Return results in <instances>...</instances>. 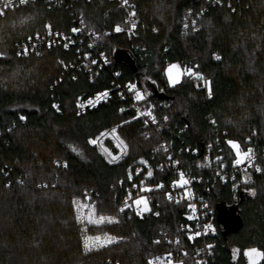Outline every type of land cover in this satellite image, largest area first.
<instances>
[{
  "label": "trees",
  "instance_id": "obj_1",
  "mask_svg": "<svg viewBox=\"0 0 264 264\" xmlns=\"http://www.w3.org/2000/svg\"><path fill=\"white\" fill-rule=\"evenodd\" d=\"M129 1L142 24L139 36L105 35L102 45L110 63L93 80L88 74L94 69L59 64V59L75 57L72 50L15 53L14 42L45 23L68 30L72 22L65 9L37 0L0 15V264H149L151 256L170 246L166 236L177 233L182 210L162 192L153 195L158 204L152 202L142 216L120 210V202L140 160L152 166L161 161L164 169L154 170L155 177L171 178L163 153L151 152L162 138L174 149L195 148L194 155L182 159L195 175L211 179L207 185L216 234L210 264H246V249L264 252V0ZM79 5L89 28L111 31L123 23L109 0ZM189 10L198 13L195 30L185 28ZM116 48L127 50L138 71L168 96L145 92L142 100L143 107L170 120L162 133L133 119L129 103L115 94L84 114L76 112V100L108 87L115 71L120 80H135L145 91L140 75L115 61ZM174 62L208 79L209 99L207 89L188 73L174 86L167 82L164 68ZM117 124V136L127 147L109 164L88 139ZM215 134L243 149L253 145L260 171L250 170L241 182L238 176L212 180L213 168L201 161ZM217 205L234 207L241 221L237 230L223 232ZM84 206L97 221L84 220ZM178 235L189 251L182 264H194L187 238ZM95 236L114 239L89 246L87 238ZM257 264H264V258Z\"/></svg>",
  "mask_w": 264,
  "mask_h": 264
},
{
  "label": "built area",
  "instance_id": "obj_2",
  "mask_svg": "<svg viewBox=\"0 0 264 264\" xmlns=\"http://www.w3.org/2000/svg\"><path fill=\"white\" fill-rule=\"evenodd\" d=\"M36 1L37 0H26V3L21 4L20 0H12L9 7L3 9V13L8 9L24 6ZM41 1L47 7L65 9L72 24L68 30L51 27V33H49L45 26L50 24L45 23L40 30L25 38L16 40L14 42V48L18 56H29L41 50L52 48H61L65 51L72 50L75 57L69 61L59 59V64L64 69L68 67H85L88 71L94 69V71L88 74V79L93 80L95 74L110 63V56L102 45V40L105 35L114 32L124 34L128 37L139 36L140 26H142V24H140L135 8L129 0H127L126 3L124 0H109L117 6L123 20L122 24H115L111 31L108 29L96 30L86 25L85 14L79 5V1L85 3L89 0ZM220 2L221 0H211V3L214 4ZM4 3L5 0H0V8H3ZM133 12L135 15H130V13ZM197 16L198 13L189 10L185 28L194 27L193 29L195 30L196 28L194 25L196 24ZM133 23L135 24L134 27ZM117 26L120 29L119 31L116 30ZM73 29H77L78 31L74 32ZM37 34L39 35L37 36ZM29 37H32V39H29ZM49 42H51V46H49ZM65 45H67V47H65ZM25 49H27V54H25ZM93 61H95V63H93ZM113 76L114 78H112L108 87L76 100L75 110L78 114H84L87 110L95 108L101 103H107L111 99V96L115 94L119 99L129 103L128 108L134 111L133 119L140 120L145 127H150L156 134L162 133L169 127L170 120L166 116L159 117L150 106H142V100L145 96L144 90L135 80H120L118 78L119 72L117 71L113 73ZM194 78L207 89L206 98L209 99L208 79L204 76L203 79L195 76ZM130 85H135V88H131ZM105 91L108 93L107 96L98 98L97 94L104 93ZM137 91L142 94L143 99H136ZM149 111L152 114L151 116L147 115ZM211 121H213V119H211ZM117 127L118 124L107 127L88 139V142L90 139H96L98 141L95 144H90L99 150L100 155L109 164L117 162L126 152V149L119 143L120 139L117 133H112V129H116ZM101 133L106 134L101 135ZM107 140L110 141L109 145L107 144ZM228 141H232L228 136L223 134V136L220 137L218 134H215L213 141H208L205 145L201 163L213 168L214 175L212 180L218 179L222 182H226L227 180H234L235 177L238 176L240 182L245 181L250 170L258 171L257 169L259 168L255 161L254 147L248 144V146L243 149L234 141L238 144L239 151L242 154L248 152L249 149L252 150L251 163L245 159L242 163L235 164L234 161L237 159L236 150L227 143ZM215 145L217 146V151H213V146ZM114 148L116 151H113ZM226 148L229 151L226 150ZM151 152L154 154L163 153L167 167L165 169L171 171V178L167 181H163L155 177L154 170L161 171L164 169L161 161L157 162L155 166H152L148 164L147 161L140 160L139 164L134 167L128 177L129 185L122 196L120 210H126L130 213L142 216L151 211L152 202L158 204L159 200H154L153 195L162 192L165 200L174 203L182 210V216L176 226L177 233H174L172 237L166 236L165 231L162 233L167 237V242L170 243V246H167L156 255L151 256L149 261H153V264H168L169 261L171 264L174 262H181L182 264L183 258L189 251L181 246L179 242V233L187 238L188 244L191 246L194 264H210L213 260L214 246L213 239L211 238L216 234L215 213L208 196L210 186L207 184L211 182V179L207 177L203 180L200 175H195L193 171L187 167L186 160L182 159L183 154L194 155L196 149L190 148L189 146H182L174 149L169 141L162 138L151 148ZM211 152H214L213 156ZM109 153L111 155H109ZM228 155H231V159H229ZM112 157H117V159L113 160ZM149 171L152 173L151 176L148 175ZM180 173L184 174V179L187 180L188 183H179ZM159 185H162V187H158ZM141 198L146 200L148 211H143V203L139 205L135 203V201ZM125 205H127V207H125ZM159 212V209L153 210L155 215H159ZM207 225H212V227L207 228ZM196 233H199V235H196ZM155 242H157V240H155Z\"/></svg>",
  "mask_w": 264,
  "mask_h": 264
},
{
  "label": "snow or ice",
  "instance_id": "obj_3",
  "mask_svg": "<svg viewBox=\"0 0 264 264\" xmlns=\"http://www.w3.org/2000/svg\"><path fill=\"white\" fill-rule=\"evenodd\" d=\"M124 2L126 3L127 0H124ZM11 3H12V0H5V3H4V5H3V8H0V15L3 14V9L9 7V5H10ZM20 3H21V4L26 3V0H20ZM130 15H133V16H134L135 13H134V12H133V13H130ZM134 26H135V24L133 23V27H134ZM45 27L48 29L49 33H51V25H46ZM116 30H117V31L120 30L118 26H117V29H116ZM73 31L75 32V31H78V30H77V29H73ZM38 35H39V34H37V36H38ZM29 39H32V37H29ZM49 46H51V42H49ZM65 47H67V45H65ZM25 54H27V49H25ZM219 58H220L219 56L216 57V59H219ZM93 63H95V61H93ZM176 67H177V65H170V67H169V71H168V75H169V83H170V85H173V86L179 82V80H180V75H181V73H177L175 76L172 75L171 70H172L173 68H176ZM185 71H186L189 75H192V76L198 77V78H200V79H203L202 74H200L199 72H195V71H193L192 69H186ZM130 87H131V88H135V85H130ZM107 94H108L107 91H105L104 93L97 94V96H98V98H102V97H104V96H107ZM209 95H211V89H210V87H209ZM136 99H137V100L143 99V96H142V94H141L139 91H137V93H136ZM53 107H54V108H57V110H59V109H58V106L53 105ZM147 115L151 116L152 114H151V112L149 111V112H147ZM21 119H24V117H21ZM165 119H167V118H165ZM153 121H154V117H153ZM146 123H147V121H146ZM112 133H113V134L116 133V129H115V128L112 129ZM105 134H106V133H101V135H105ZM97 142H98V141H97L96 139H90V140H89V143H92V144H95V143H97ZM119 143H120V145H121L123 148L126 149L127 145L124 144V141H123V140H120ZM227 143H229V144L232 146V148L236 150L237 159L234 161L235 164H240V163H242L245 159H247L248 162L251 163V156H252V150H251V149H249L248 152L242 154V153L239 151V146H238V144H237L236 142H234V141H228ZM74 150H75V149H74ZM109 155H111V154L109 153ZM112 159L115 160V159H117V157H112ZM64 166L67 167V164L65 163ZM257 170L260 171L259 168H258ZM148 175H149V176L152 175L151 171L148 172ZM179 183H181V184H186V183H188V181L184 179V174H183V173H180V181H179ZM158 187H162V185H159ZM135 203H136L137 205L143 203V204H144L143 211H148V210H149V209H148L147 202H146V200H144L143 198H141V199L135 201ZM125 207H127V205H125ZM190 207H191V206H190ZM138 214H139V213H138ZM101 219H104V218L101 217ZM108 219L111 220L112 218H108ZM206 227H207V228H211L212 225H207ZM196 235H199V233H196ZM190 238H191V237H190ZM95 239L99 240L100 238H99V237H96ZM112 239H114V238H112V237H108L107 240H106L105 242L110 243V242L112 241ZM158 242H159V241H157V243H158ZM86 248H87V245H86ZM234 251H235V250H234ZM245 255L248 257L249 264H257V262H258L260 259L264 258V252H262V251H260V250H258V249H255V248H252V249H248V250H246V251H245ZM169 256H170V254H169ZM157 259H159V258H157ZM149 264H153V261H149ZM168 264H171V262L169 261Z\"/></svg>",
  "mask_w": 264,
  "mask_h": 264
},
{
  "label": "water",
  "instance_id": "obj_4",
  "mask_svg": "<svg viewBox=\"0 0 264 264\" xmlns=\"http://www.w3.org/2000/svg\"><path fill=\"white\" fill-rule=\"evenodd\" d=\"M113 57L116 62L123 63L127 65L132 71L136 72L140 77L143 76V84L147 93L160 98L165 99L168 98L167 95L163 93V91L159 90L157 85L148 79L143 71H138V68L135 64V59L132 55L125 49H114ZM217 217L218 221L223 226V232L227 233L228 231L237 230L241 224L240 219L237 215H234V207L231 206L230 208L225 207L224 205H217Z\"/></svg>",
  "mask_w": 264,
  "mask_h": 264
},
{
  "label": "rangeland",
  "instance_id": "obj_5",
  "mask_svg": "<svg viewBox=\"0 0 264 264\" xmlns=\"http://www.w3.org/2000/svg\"><path fill=\"white\" fill-rule=\"evenodd\" d=\"M170 65H177V67L176 68H173L172 70H171V72H172V75L173 76H175L177 73H181V75H180V80H181V78H182V76L185 74V73H187L178 63H176V62H174V63H170V64H167L166 66H165V68H164V73H165V76H166V78H167V82L169 83V75H168V71H169V67H170ZM143 76L141 77V80L143 81ZM179 80V81H180ZM170 84V83H169ZM145 88V87H144ZM145 92H147V90L145 89V91H144V94H145ZM247 179V178H246ZM84 208H87V206H84ZM84 220H86V221H93V220H95V221H97V219L98 218H94L92 215L90 216V210L87 208V211L84 213ZM94 221V222H95ZM96 237H99L100 239L99 240H97V239H95ZM108 237H110V236H95V237H88L87 238V240H86V242H88V244H89V246H99V245H102V244H105V243H108V242H105L106 240H107V238ZM253 247H251V248H248V249H252ZM247 249V250H248ZM256 249V248H255ZM244 254H245V251H244ZM245 257H246V264H249V260H248V257L245 255ZM173 264H181V262H174Z\"/></svg>",
  "mask_w": 264,
  "mask_h": 264
},
{
  "label": "crops",
  "instance_id": "obj_6",
  "mask_svg": "<svg viewBox=\"0 0 264 264\" xmlns=\"http://www.w3.org/2000/svg\"><path fill=\"white\" fill-rule=\"evenodd\" d=\"M253 248H254V247H253ZM246 250H247V249H246ZM246 250H245V251H246Z\"/></svg>",
  "mask_w": 264,
  "mask_h": 264
}]
</instances>
